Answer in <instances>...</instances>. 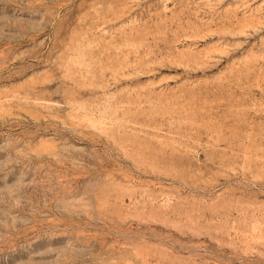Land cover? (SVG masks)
<instances>
[{"label":"rangeland","instance_id":"374dc122","mask_svg":"<svg viewBox=\"0 0 264 264\" xmlns=\"http://www.w3.org/2000/svg\"><path fill=\"white\" fill-rule=\"evenodd\" d=\"M0 264H264V0H0Z\"/></svg>","mask_w":264,"mask_h":264}]
</instances>
